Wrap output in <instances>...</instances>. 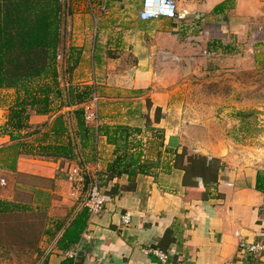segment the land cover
I'll list each match as a JSON object with an SVG mask.
<instances>
[{
	"label": "crops",
	"instance_id": "obj_1",
	"mask_svg": "<svg viewBox=\"0 0 264 264\" xmlns=\"http://www.w3.org/2000/svg\"><path fill=\"white\" fill-rule=\"evenodd\" d=\"M64 4L62 86L65 93L70 86L78 92L88 89L90 95L81 106L84 111L95 109L98 123L85 121L90 130L82 145L73 117L77 106L69 107L68 99L64 104L65 98L54 99L50 114L30 116L29 128L21 135L33 154L20 155L15 164L8 151L15 142L9 135L0 134V200L10 201L11 197L5 196L17 187L16 176L28 174L39 181L36 195L49 199L50 193L52 197L61 194L64 202L69 200L68 206H74L79 199L74 191L87 188L86 182L76 186L67 179L72 168L78 167L90 179L99 177L111 200L100 214L89 216L79 243L67 251L59 250L55 243L44 264H67L69 259L78 264H162L154 250L169 254L170 264H264V252L252 255L240 250L242 244H264V193L256 188L258 176L264 175V157L255 154L253 162L250 152L239 155L230 148L224 158L220 145L232 139L211 135L208 131L214 121L201 118L204 141L212 144H201L194 153L221 160L219 183L210 188L206 200H188L184 171L174 166L176 155L186 146V137L192 135L184 129L189 121L183 111L215 108L209 90L204 91L211 95H206L208 100H188L196 90L190 80L199 82L204 76L200 64L212 62L209 55L197 57L201 46L195 40L204 39L199 31L213 27L222 32L223 39L235 37L246 43V55L226 53L216 58L224 63L247 64L255 74H261L264 0H179L184 20L170 23L140 20L141 0H64ZM186 31L194 32L187 37ZM68 64L75 67L66 74ZM241 70L235 72L242 80L230 91L241 96L239 101L226 98L227 108L232 102L238 110L256 105L255 100L247 104L246 95L256 97L258 93L255 86L251 89L253 82L244 81ZM93 95L98 98L95 103L91 102ZM16 97L15 90L0 89V127L6 124ZM60 116L63 118L58 123ZM121 129L133 133L122 140ZM57 130L61 133L56 134ZM105 132L116 144L109 142ZM70 138L76 145V160L50 158L40 151L44 145L67 144ZM121 154L138 159L140 164L154 163L150 174H138L131 190H126L128 175L106 184L104 174ZM233 158L239 162L230 165ZM48 184L52 186L42 187ZM79 212L80 207L75 214ZM127 213L129 225L123 222ZM71 253L78 255L70 258Z\"/></svg>",
	"mask_w": 264,
	"mask_h": 264
},
{
	"label": "trees",
	"instance_id": "obj_2",
	"mask_svg": "<svg viewBox=\"0 0 264 264\" xmlns=\"http://www.w3.org/2000/svg\"><path fill=\"white\" fill-rule=\"evenodd\" d=\"M64 13V0H0V89L15 90L17 95L14 105L9 110L6 124L0 127V134L9 135L11 141L15 142L8 147L13 164L20 155L33 154L22 140L21 133L29 128L32 114H50L54 99L65 98L64 104L68 99L69 107L77 106L73 112L77 127L76 136L82 145L88 140L90 126L85 123L84 108L81 105L90 92L88 89L78 92L76 88L70 86L65 93L62 86L58 58L62 44ZM74 67V64L72 66L68 64L65 73H71ZM62 118L58 117L57 122L61 123ZM60 130H57L56 134L61 133ZM129 131L121 129L120 138L125 140L133 133L132 130ZM134 132L138 133V130ZM105 134L110 143L116 144L117 141L109 137L108 132ZM75 149L76 145L70 138L67 144L44 145L40 151L50 158L76 160L78 155ZM138 162V159L128 158L126 154L118 155L104 174L106 184L115 178L128 175L129 186L126 190L134 189L138 174H150V168L154 165L151 162L147 164ZM174 166L184 171L183 185L188 200L194 198L206 200L210 196V188L219 183L221 160L217 158L183 150L176 155ZM98 180L103 187L99 177ZM90 183L91 179L87 177V191ZM256 188L264 193V175L258 176ZM114 191L112 189L111 192ZM24 211H28L26 205L0 200V216ZM88 220L89 212L83 205L67 227L60 224L55 233L47 234L54 236L55 239L61 233L56 246L59 250L67 251L79 243ZM67 264L78 262L69 259Z\"/></svg>",
	"mask_w": 264,
	"mask_h": 264
},
{
	"label": "rangeland",
	"instance_id": "obj_3",
	"mask_svg": "<svg viewBox=\"0 0 264 264\" xmlns=\"http://www.w3.org/2000/svg\"><path fill=\"white\" fill-rule=\"evenodd\" d=\"M64 7L66 13L67 9L65 4ZM65 13L63 18L64 23ZM163 22L170 23L169 21ZM63 32L64 24L62 28V44L59 51L60 57L58 58L62 82L65 69L62 59L63 50L65 48ZM193 32L194 31H186L184 35L189 37L193 35ZM199 32L203 35L204 39L195 40L201 46L197 57L209 55V59H212V62L207 61L200 64L201 73H204V76H200L199 82H193L192 79L190 80V86L196 87V90L188 95V100L195 102L208 100L207 96L211 95L210 93L207 95L204 91L209 90V92L211 91V93H213L216 102L215 108L211 110H191L188 108L183 111V116L186 121H196V124L189 125L188 122L187 125H185L184 129L188 128L187 133L191 132L192 135L186 137L187 140L184 143L186 146H184L183 149L188 152L192 150V152L189 153H194L201 144L204 147L207 144H212L204 141L206 138L203 135L205 129H203V126L199 125L202 120L201 118H203L206 119V121H214V125L211 126V130L208 131L210 134L226 135L232 139L231 142H223L220 145L223 151H225L223 152L224 158L228 153L227 149H232L234 150V154L239 155L244 151H248V153L250 152L249 159L254 162L255 158H257L256 155L264 157V107L262 108V105L264 106V72L262 71L261 74H258L257 71V74H255V70L247 64L240 66L238 63L235 64V62L224 63L222 62V58H216L218 57L217 55L223 56V54L226 53L239 55L241 52L246 55L248 50V45L246 43L244 45L238 42L235 37H232L230 40L223 39L222 32H220V30L217 31L216 28L213 27H207L206 32L209 36H206L205 30ZM262 48L264 49V47ZM240 68L243 69L241 72L239 71L240 74H245L244 81L248 84H252L253 82L251 89L255 86L258 93L256 97L254 94L249 96L246 95L247 104L255 100L254 102H256V105L251 108L238 110L234 108L235 106L232 105L234 102H232L230 108H227L228 106L224 105L226 98L230 97L231 101H234V99H236L235 101H239L238 96H241L239 92L230 93L233 89L236 90V88L233 87L238 86V82L242 80L238 77V72H235L236 69ZM195 154L199 153L195 152ZM236 160L237 161H235V158L230 160V165L239 162V158ZM69 169L70 167L67 170L68 172ZM17 179L18 181H15L17 187L15 186V190L12 191L9 196L5 197H11V199H9L10 201L26 205L28 211L0 216V264H44L50 248L56 243L55 241L58 237L54 239V236L47 234V232L55 233L57 226L60 224H64L67 227L76 216V210L79 207L81 210V206L84 200H86L88 191L87 188L83 189V186L80 187L79 191H74L75 193H79V199L74 202V206H68L69 200L66 199L64 202V198L61 194H55L52 197L50 193L49 199H47L45 195H36L35 188L39 185L37 183L39 181L33 176L23 174L16 176V180ZM67 179L69 181V178ZM13 182L14 180H11L12 185ZM51 186L52 185L48 184L42 187L50 188ZM44 193L45 192H43V194ZM72 194L74 195L73 192Z\"/></svg>",
	"mask_w": 264,
	"mask_h": 264
},
{
	"label": "built area",
	"instance_id": "obj_4",
	"mask_svg": "<svg viewBox=\"0 0 264 264\" xmlns=\"http://www.w3.org/2000/svg\"><path fill=\"white\" fill-rule=\"evenodd\" d=\"M179 0H141V11L139 13V18L142 21H158V20H168L177 21L184 20V15L179 12ZM98 98L93 95L91 102H97ZM84 119L87 122L94 123L97 125L98 118L96 110L88 107L84 111ZM69 181L76 185L81 186L86 182L88 177L84 169L72 168L69 172ZM100 182L97 176L91 179L89 184V190L87 192V197L84 206L88 209L89 216L93 217L100 214L106 204L111 200V197L107 195L104 188L100 186ZM123 222L125 225H129L131 222V217L127 213L123 216ZM240 250L247 251L252 255H260L264 252L263 243H251L240 245ZM162 264H170L169 254L160 251H152ZM78 253H71L70 258H75ZM173 264H181V262H176ZM230 264H235L231 262Z\"/></svg>",
	"mask_w": 264,
	"mask_h": 264
}]
</instances>
